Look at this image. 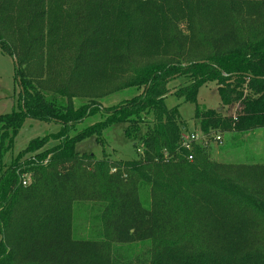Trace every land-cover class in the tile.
I'll list each match as a JSON object with an SVG mask.
<instances>
[{
    "label": "trees",
    "instance_id": "16d2710c",
    "mask_svg": "<svg viewBox=\"0 0 264 264\" xmlns=\"http://www.w3.org/2000/svg\"><path fill=\"white\" fill-rule=\"evenodd\" d=\"M0 48L17 59L21 88L20 109L0 116V264H132L115 259V245L145 242L142 264H264V165L181 149L187 129L166 105L173 80L189 79L175 96L196 105L216 82L239 110L198 106L203 134L264 129V0H0ZM130 90L117 106L101 103ZM27 119L61 130L3 166ZM115 125L142 157L77 151ZM83 202L101 206V241L73 239Z\"/></svg>",
    "mask_w": 264,
    "mask_h": 264
},
{
    "label": "rangeland",
    "instance_id": "374dc122",
    "mask_svg": "<svg viewBox=\"0 0 264 264\" xmlns=\"http://www.w3.org/2000/svg\"><path fill=\"white\" fill-rule=\"evenodd\" d=\"M190 84L188 78L176 79L169 84V94L166 105L169 109L178 107L181 120L188 134L200 135L197 144L208 150L214 161L232 165H264V129H259L253 134L227 133L222 134L223 144L216 143V132L213 135H205L200 131V126L195 120L196 108L203 111L213 110L223 116H232L238 112V106L225 107L218 92L216 82H210L203 86L198 94L197 105L185 103L183 99L175 96L176 92ZM21 88L15 82V62L12 57L6 55L0 48V116L11 114L21 107ZM134 90L113 95L101 101L106 108L117 106L125 100L137 95ZM87 103V100H78L76 105ZM150 119V118H149ZM98 119L88 120L82 125L81 130L97 122ZM61 126L56 123H42L27 119L24 127L16 138L13 149L4 157L3 166L8 167L14 158L24 150L33 140L43 138L50 134H57ZM125 127L115 125L105 131L101 138V144L96 139H89L77 146L81 154L95 155L98 160L108 157L112 161L122 162L137 160L142 157V150H138L133 140L124 136ZM251 133V132H250ZM58 142H50L48 147L57 145ZM1 159V158H0ZM1 162V160H0ZM1 166V163H0ZM145 204H148V193L142 192ZM101 206L93 203H77L73 209V239L74 240H103V228L100 220ZM150 242L133 245H115L114 257L120 262L142 264L149 257Z\"/></svg>",
    "mask_w": 264,
    "mask_h": 264
},
{
    "label": "built area",
    "instance_id": "2783aa9c",
    "mask_svg": "<svg viewBox=\"0 0 264 264\" xmlns=\"http://www.w3.org/2000/svg\"><path fill=\"white\" fill-rule=\"evenodd\" d=\"M213 135V133L211 134V136ZM200 139V135L198 133H192V134H188V133H184L181 137V143H180V147L181 149L185 150V151H189L191 152L193 150V147L195 144H197L196 142L199 141ZM216 143L218 145H222L223 144V136L220 133H216ZM189 160L192 161L193 157L190 156ZM21 182L23 186H28L31 182V176L29 174H24L22 175L21 178Z\"/></svg>",
    "mask_w": 264,
    "mask_h": 264
},
{
    "label": "crops",
    "instance_id": "0c3cea01",
    "mask_svg": "<svg viewBox=\"0 0 264 264\" xmlns=\"http://www.w3.org/2000/svg\"><path fill=\"white\" fill-rule=\"evenodd\" d=\"M257 130H255V131H251V133L250 132H248V133H245L246 135L247 134H253L254 132H256ZM237 134V133H236Z\"/></svg>",
    "mask_w": 264,
    "mask_h": 264
},
{
    "label": "water",
    "instance_id": "95a60500",
    "mask_svg": "<svg viewBox=\"0 0 264 264\" xmlns=\"http://www.w3.org/2000/svg\"><path fill=\"white\" fill-rule=\"evenodd\" d=\"M14 62H15V64L17 65V67H18V61H17V59L15 58L14 59Z\"/></svg>",
    "mask_w": 264,
    "mask_h": 264
}]
</instances>
